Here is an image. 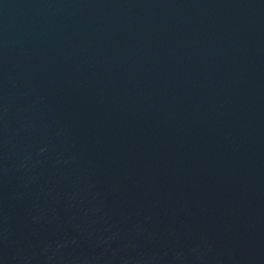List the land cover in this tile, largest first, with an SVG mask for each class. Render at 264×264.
<instances>
[{"label":"water","instance_id":"water-1","mask_svg":"<svg viewBox=\"0 0 264 264\" xmlns=\"http://www.w3.org/2000/svg\"><path fill=\"white\" fill-rule=\"evenodd\" d=\"M0 264H264V0H0Z\"/></svg>","mask_w":264,"mask_h":264}]
</instances>
